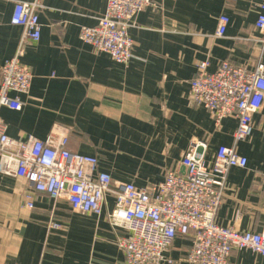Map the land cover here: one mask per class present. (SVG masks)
<instances>
[{
	"label": "crops",
	"instance_id": "obj_1",
	"mask_svg": "<svg viewBox=\"0 0 264 264\" xmlns=\"http://www.w3.org/2000/svg\"><path fill=\"white\" fill-rule=\"evenodd\" d=\"M261 0H152L129 30L133 58L117 64L84 44L81 28H92L106 0H0V68L13 58L22 35L10 20L16 2L37 3L40 39L27 43L21 59L32 74L29 92L10 93L22 102L19 112L0 108L6 135L22 141H44L51 132H67L70 152L97 159L112 188L133 184L142 189L164 181L168 172L183 174L180 162L195 150L207 165L220 146L230 147L237 122L216 125L189 96L196 67L208 73L221 62L254 69L260 34L254 24ZM228 19L216 38L218 18ZM264 58V53L262 54ZM250 139L237 144L247 159L245 169H231L215 221L222 227L259 233L264 228V108L253 116ZM33 193V208L25 196ZM71 210L64 201L34 193L18 178L0 175V264H124L106 213ZM54 221L61 231L49 230ZM191 234L177 236L167 254L175 264H188ZM229 264H264V257L233 250Z\"/></svg>",
	"mask_w": 264,
	"mask_h": 264
},
{
	"label": "built area",
	"instance_id": "obj_2",
	"mask_svg": "<svg viewBox=\"0 0 264 264\" xmlns=\"http://www.w3.org/2000/svg\"><path fill=\"white\" fill-rule=\"evenodd\" d=\"M152 6V0H106L96 26L81 28L79 38L95 53L127 65L133 58L129 30L135 17ZM37 8V3L14 5L10 24L21 28L22 35L13 58L0 68V108L21 111L22 102L10 93L29 92L32 74L21 59L26 44L40 39ZM227 25L226 17L218 18L216 38L224 36ZM254 27L260 34L261 49L253 70L224 61L215 72L208 73V63L201 62L190 82L191 102L204 108L216 125L226 118L237 122L232 146H220L210 165L191 145L180 162L183 174L168 172L163 182L142 189L133 184L112 188L110 176L98 172L95 157L69 151L65 130L61 134L51 132L44 141L34 136L16 141L6 135L0 118V175L22 179L32 192L54 202L64 201L72 211L84 215L100 216L106 197L112 196L113 207L105 216L114 232L124 233L116 237L124 264H175L167 254L177 236L189 234L192 243L185 257L188 264H229L233 250H248L264 257V228L259 233L241 232L215 221L228 172L247 167V159L237 154L236 146L251 138L253 116L264 108V0L258 6ZM260 188L264 192V174ZM25 198L26 207L32 209L33 193ZM48 228L63 229L54 221Z\"/></svg>",
	"mask_w": 264,
	"mask_h": 264
}]
</instances>
